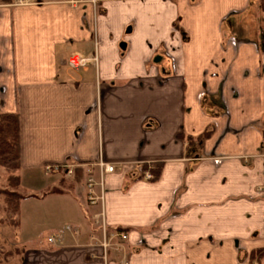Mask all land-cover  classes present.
I'll list each match as a JSON object with an SVG mask.
<instances>
[{"label":"crops","instance_id":"obj_1","mask_svg":"<svg viewBox=\"0 0 264 264\" xmlns=\"http://www.w3.org/2000/svg\"><path fill=\"white\" fill-rule=\"evenodd\" d=\"M263 3L0 2V113L17 114L19 170L58 174L64 188L44 196L69 202L47 227L77 231L34 236L19 264H264ZM75 53L84 66L66 63ZM157 160V177L138 176Z\"/></svg>","mask_w":264,"mask_h":264},{"label":"rangeland","instance_id":"obj_2","mask_svg":"<svg viewBox=\"0 0 264 264\" xmlns=\"http://www.w3.org/2000/svg\"><path fill=\"white\" fill-rule=\"evenodd\" d=\"M257 11V14L263 13L261 10ZM251 12L253 14L252 10ZM23 170L17 171L20 182L14 188L20 195L16 225L11 222L12 215L4 212L2 208L4 202L0 198V264H19V255L16 250H21L19 247L28 241L30 242L34 236L40 240L45 239L47 231L51 233L47 227L48 224L55 220L61 211L60 209L63 210V205H67L69 202L62 197L44 196L47 191L50 192L56 186L64 188L62 183L52 179L58 174L54 173L55 175L51 176L43 175L36 170L30 172ZM5 177V172L0 167V188L6 187Z\"/></svg>","mask_w":264,"mask_h":264},{"label":"trees","instance_id":"obj_3","mask_svg":"<svg viewBox=\"0 0 264 264\" xmlns=\"http://www.w3.org/2000/svg\"><path fill=\"white\" fill-rule=\"evenodd\" d=\"M12 0H0V2L11 3ZM18 117L17 114L11 113L9 111H3L0 113V167L5 172L6 187L0 188V198L4 202L2 207L4 212L10 213L12 223L15 224L17 221V209L19 207L20 195L14 189L18 182H20V176L17 175V171L20 169L18 157ZM209 135V131L203 129L196 137L193 138L191 135H179L181 138L189 141L191 139L199 142L201 139L206 138ZM160 165H162L158 160L152 161L149 165L142 163L139 165V177H143V171L146 170L151 174V178L147 179L152 181L160 173ZM13 187V188H12ZM15 217V218H13ZM16 225V224H15ZM19 255L20 250H16Z\"/></svg>","mask_w":264,"mask_h":264},{"label":"built area","instance_id":"obj_4","mask_svg":"<svg viewBox=\"0 0 264 264\" xmlns=\"http://www.w3.org/2000/svg\"><path fill=\"white\" fill-rule=\"evenodd\" d=\"M86 57L82 56L80 53H75L73 56H71L70 58L66 59V63L69 65L70 68H74V67H78V66H84L85 63H86ZM74 61V62H73ZM96 165H97V171H99V175L100 177L102 176L103 172H112V170L114 169V165L113 164H110L109 162L107 161H104V160H96ZM56 167L55 165L54 166H50L48 164L44 165V170H50L52 168ZM138 170V169H137ZM140 171V170H138ZM143 176H144V179H149L151 178V174L144 170L143 171ZM101 180V179H100ZM100 180H98V184L99 186L101 187V183H100ZM101 189L99 192H96L93 187H92V184H90V182H87V192H85V196H86V200L89 204H92V203H96L98 201V203H101L102 201V196H101ZM98 220H100V224L103 227H105L104 225V220H102V216H103V211L102 209H100V211H98ZM69 230H72L75 234H77V231L75 229L72 228V226H65L63 229H59L57 232L55 233H52V234H48L46 239L50 242V244H53L54 242H57V240L60 239L61 237V232L63 231H69ZM112 233V232H111ZM111 238H126V234L123 232V231H113V233L111 234L110 236ZM102 244L103 246L105 247L106 244L104 241H102Z\"/></svg>","mask_w":264,"mask_h":264},{"label":"water","instance_id":"obj_5","mask_svg":"<svg viewBox=\"0 0 264 264\" xmlns=\"http://www.w3.org/2000/svg\"><path fill=\"white\" fill-rule=\"evenodd\" d=\"M123 44H124V43H122V44H120V45H118V46L121 48ZM154 59H155V61L158 60L157 58H154Z\"/></svg>","mask_w":264,"mask_h":264},{"label":"bare ground","instance_id":"obj_6","mask_svg":"<svg viewBox=\"0 0 264 264\" xmlns=\"http://www.w3.org/2000/svg\"><path fill=\"white\" fill-rule=\"evenodd\" d=\"M74 62V61H73Z\"/></svg>","mask_w":264,"mask_h":264}]
</instances>
